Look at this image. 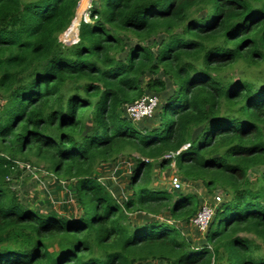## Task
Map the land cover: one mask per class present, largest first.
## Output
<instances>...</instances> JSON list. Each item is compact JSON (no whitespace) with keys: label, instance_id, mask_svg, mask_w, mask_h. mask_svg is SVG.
<instances>
[{"label":"trees","instance_id":"obj_1","mask_svg":"<svg viewBox=\"0 0 264 264\" xmlns=\"http://www.w3.org/2000/svg\"><path fill=\"white\" fill-rule=\"evenodd\" d=\"M87 3L0 0V264H264V0H91L85 22ZM147 94L154 127L124 115ZM123 157L119 201L99 167ZM171 165L223 194L200 248L176 224L201 200L153 185ZM28 166L77 218L22 202Z\"/></svg>","mask_w":264,"mask_h":264},{"label":"rangeland","instance_id":"obj_2","mask_svg":"<svg viewBox=\"0 0 264 264\" xmlns=\"http://www.w3.org/2000/svg\"><path fill=\"white\" fill-rule=\"evenodd\" d=\"M88 5L91 6V0H88L86 9ZM84 10L81 18H84V14L87 12ZM87 21L90 22V18H87ZM66 34V33H65ZM67 36V34H66ZM70 37V36H69ZM71 38V37H70ZM74 38V39H73ZM70 41L64 39L67 42H74L76 37H73ZM170 85V84H169ZM171 86H169L170 88ZM3 104L2 99L0 98V106ZM159 108H156L157 113ZM155 110V112H156ZM148 122L144 124L138 121L136 125L142 126H151L154 127L158 125L157 116L151 117ZM156 118V119H155ZM137 157V154H135ZM132 161L130 159L119 158L115 165H103L99 167L100 170V180L114 184L117 188V199H122L123 196H126L128 193L126 185L129 183V175L132 174L133 168L131 167ZM22 168V164H20ZM40 169V168H39ZM173 174H180L176 172L174 167L171 165L169 168L160 170L158 168H153L151 173L152 178L154 179L153 185L158 188H163L168 185L169 177ZM186 184V183H185ZM68 182L57 183L51 174H48L42 170H36L32 167H25L22 171V176L19 181H16L12 184V189L19 195L22 202L28 207H32L35 210H38L42 213H56L59 216H68L69 218H77L80 214L79 208L76 205V199L73 194L70 192ZM168 189V187H167ZM183 193H191L199 196L202 199V202H211L214 201L216 195H220L223 201V194L220 191H215L212 195H208L205 192V189L201 186L200 183H190L186 184L185 187L181 190ZM120 201V200H119ZM212 201V202H213ZM222 201L220 203H222ZM202 203V204H203ZM220 205V204H219ZM217 207V206H216ZM135 219L138 220V214L133 215ZM230 217H227V221H230ZM197 236L198 233L190 228V235Z\"/></svg>","mask_w":264,"mask_h":264},{"label":"built area","instance_id":"obj_3","mask_svg":"<svg viewBox=\"0 0 264 264\" xmlns=\"http://www.w3.org/2000/svg\"><path fill=\"white\" fill-rule=\"evenodd\" d=\"M90 5H88L86 9V13L84 14L83 20L87 21L89 17V9ZM159 99L156 95H144L141 98L135 100L134 102L127 104L124 107V115L130 120L132 123H137L140 120L151 118L154 115V112L158 106ZM189 147V144L184 145L179 151L175 154H179L180 151L185 150ZM174 154L166 155L164 158L168 159L173 157ZM169 184L172 190L179 191L183 188V183L181 178L178 175L173 174L169 179ZM222 198L220 195H216L214 197L213 204H202L198 209L197 213L192 217L190 223L196 227L201 232H206L208 226L214 216L216 206L220 204Z\"/></svg>","mask_w":264,"mask_h":264},{"label":"crops","instance_id":"obj_4","mask_svg":"<svg viewBox=\"0 0 264 264\" xmlns=\"http://www.w3.org/2000/svg\"><path fill=\"white\" fill-rule=\"evenodd\" d=\"M168 90H169V88H168ZM149 119H152V118H148V119H143V120H141L140 122L141 123H145V122H148L149 121ZM148 120V121H147ZM139 123V122H138ZM137 124V123H136ZM132 161V160H131ZM133 163H132V165H131V167H134V161H132ZM133 170H134V168H133ZM130 177H131V175H129V179H130ZM169 179H170V177H169ZM182 180V179H181ZM109 183V182H108ZM182 185H183V188L185 187V182L182 180ZM110 184V183H109ZM113 186H114V184H113ZM126 187H127V190H128V193H126V196H123V198L122 199H119L120 201L121 200H123L125 197H127V196H129L130 195V191H129V188H128V185H126ZM167 187H168V190L169 191H174V190H172L171 189V187H170V184H169V181H168V185L166 186V187H163V188H166L167 189ZM182 188V189H183ZM181 189V190H182ZM113 192V194L115 195V197H117V188L114 186V190L112 191ZM206 192V191H205ZM198 198H199V200H201V203H203L202 202V199L198 196ZM213 201V200H212ZM204 202L203 204H213V202ZM140 214H138V216H139ZM142 218V217H141ZM159 220H161V221H163V222H170V220H169V218H168V214H165V213H162L161 215H159L158 217H157ZM131 219L132 220H137V219H135L134 218V216L132 215L131 216ZM179 228H180V230L182 231V233H183V235L191 242V245L194 247V248H200L201 247V245L204 243V235H205V232H201V231H199L196 227H194L191 223L190 224H179V223H177L176 224ZM190 228L191 229H193L195 232H197L198 233V235L197 236H194L193 234H192V236L190 235ZM141 264H155L153 261H148V262H145V263H141Z\"/></svg>","mask_w":264,"mask_h":264},{"label":"clouds","instance_id":"obj_5","mask_svg":"<svg viewBox=\"0 0 264 264\" xmlns=\"http://www.w3.org/2000/svg\"><path fill=\"white\" fill-rule=\"evenodd\" d=\"M134 124H136V123H134Z\"/></svg>","mask_w":264,"mask_h":264}]
</instances>
